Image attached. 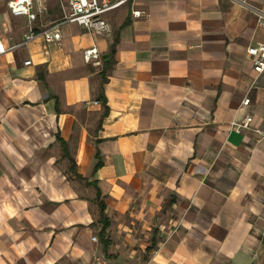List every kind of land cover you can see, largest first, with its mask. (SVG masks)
Returning a JSON list of instances; mask_svg holds the SVG:
<instances>
[{"label": "crops", "instance_id": "1", "mask_svg": "<svg viewBox=\"0 0 264 264\" xmlns=\"http://www.w3.org/2000/svg\"><path fill=\"white\" fill-rule=\"evenodd\" d=\"M6 1L0 264H264V72L246 53L264 0H134L145 15L109 12V34L67 22L15 47L29 27Z\"/></svg>", "mask_w": 264, "mask_h": 264}, {"label": "built area", "instance_id": "2", "mask_svg": "<svg viewBox=\"0 0 264 264\" xmlns=\"http://www.w3.org/2000/svg\"><path fill=\"white\" fill-rule=\"evenodd\" d=\"M65 1V3H64ZM134 0H62L61 1V16L45 26L34 29V22L40 14V10L44 6V0H7V8L12 15H24L28 23V32L24 35L23 41L14 44L21 45L28 40L40 34L45 41H57L61 37L60 27L67 22H74L83 26L87 31L93 34H109L111 31L110 23L107 19V14L125 4L131 7L130 13L132 17H141L145 15L143 10L133 7ZM259 25L264 27V16H258ZM3 47L0 40V53L3 52ZM246 53L250 57L253 70L256 73L264 72V42L258 44H250L246 47ZM83 56L86 61H92L94 64L101 62V54L95 46L87 47L83 50ZM29 60H25L27 64ZM97 102L96 100L92 101ZM249 97L242 98V104H248ZM251 121L250 115H245L242 121L232 120L230 127L236 131L247 127ZM95 239V236H92ZM92 264H110L107 259H99Z\"/></svg>", "mask_w": 264, "mask_h": 264}, {"label": "trees", "instance_id": "3", "mask_svg": "<svg viewBox=\"0 0 264 264\" xmlns=\"http://www.w3.org/2000/svg\"><path fill=\"white\" fill-rule=\"evenodd\" d=\"M70 164H71L70 168L72 169V165H73V160L72 159L70 160ZM98 197H99V190H97V193H96V198L98 199ZM99 205H100L99 206L100 207V218L99 219H100L101 224H102L101 229L104 230L108 226V220L103 215V209H104L103 202L100 201Z\"/></svg>", "mask_w": 264, "mask_h": 264}]
</instances>
